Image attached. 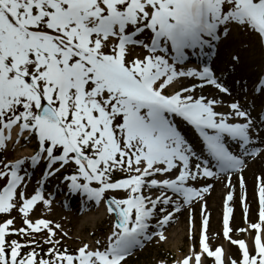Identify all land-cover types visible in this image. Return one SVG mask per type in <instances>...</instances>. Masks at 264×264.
<instances>
[{
  "label": "snow or ice",
  "instance_id": "6c2138e0",
  "mask_svg": "<svg viewBox=\"0 0 264 264\" xmlns=\"http://www.w3.org/2000/svg\"><path fill=\"white\" fill-rule=\"evenodd\" d=\"M233 27L264 39V0H0V150L18 127L37 139L31 165L47 162L44 180L74 163L75 173L64 178L71 192L97 204L108 191L127 193L107 198V211L115 217L107 243L95 249L85 244L72 254L58 247L60 225L29 218L37 202L51 201L42 186L30 198L18 194L26 161L0 162L6 184L0 190V213L17 207L19 195L27 226L10 228L13 219L0 223V264H124L150 238L153 218L160 228L170 222L173 212L166 206L179 212L204 199L211 185L197 188L190 181L224 175L230 184L229 174L242 173L246 157L261 155L254 138L259 130L239 102L223 113L215 108L219 100L196 94V85L165 91L193 78L201 88L213 85L230 95L210 66L190 67L186 61L190 54L212 49ZM133 46L147 54L128 59ZM176 117L199 133L201 151L178 129ZM116 171L125 175L113 179ZM240 180L243 186V176ZM153 189L159 193L155 198ZM258 195V222H247L245 206L248 227L236 229L255 230L252 249L245 239L231 237L233 208L225 205L223 236L241 251V259L231 264H264V179ZM226 200L231 202L233 194ZM204 211L201 251L193 248L177 264H203L204 254L214 258L213 264H225L224 248L210 246L206 206ZM45 229L48 259L36 251L40 242L33 235ZM13 233L29 239L7 240ZM158 235L166 239L163 231ZM25 247L30 250L22 254Z\"/></svg>",
  "mask_w": 264,
  "mask_h": 264
},
{
  "label": "rangeland",
  "instance_id": "374dc122",
  "mask_svg": "<svg viewBox=\"0 0 264 264\" xmlns=\"http://www.w3.org/2000/svg\"><path fill=\"white\" fill-rule=\"evenodd\" d=\"M256 34L253 31L245 30L240 27H233L230 31L228 36L226 37L225 45L221 51L220 59H223L227 65L232 69L243 67L247 62H249L250 70H254L256 72L255 80L259 74V60L261 55L260 46L258 45ZM227 57L228 60L224 57ZM139 57V55H138ZM238 57L239 59H235ZM137 58L133 56L131 53L128 56V59ZM140 58V57H139ZM225 66V64H223ZM228 71H225L228 77L238 84L239 88H241L242 83L238 81L235 77H233L232 72L230 69L225 67ZM186 79V78H185ZM188 85L191 86L192 84H197L196 80H192L191 78H187ZM171 87V86H170ZM169 87V88H170ZM168 89V88H167ZM167 89L165 90L167 92ZM254 126L259 131H264V126H261L259 123L254 122ZM14 150L17 152L19 148H25V146H31L36 148L38 151V142L36 137L32 138L30 142L27 144H14ZM27 149V148H26ZM7 158H13L14 153H11ZM3 152L0 150V162L2 159L3 163H7L5 159H7ZM26 165L25 168L31 167V160H25ZM58 165V164H57ZM59 167V165L57 166ZM1 168V167H0ZM76 171V166L74 163H70L69 165L64 166L60 169L59 174L56 172L53 175V181L56 191L60 192V188L67 187L69 188L70 182L65 180L64 178L68 175L74 174ZM27 172V171H26ZM21 174H24L23 172ZM39 174L41 173H34L31 176L26 175L25 180L29 185H31L30 190H26L24 186H21L17 190L19 192L23 191L25 197L30 198L32 195L36 193L39 189L41 184V178H39ZM125 174L116 171L113 174V179L122 178ZM5 181V180H4ZM2 182V180H1ZM93 186H97L95 182H93ZM62 192V191H61ZM31 193L32 195H29ZM158 193V191H151L152 196ZM83 194V193H82ZM127 193L123 190H116V191H108L105 194V197H115V198H124ZM17 207L13 208L10 213H0V223L5 222L7 219H13V225L10 228L13 229H20L26 228L27 226L24 223V218L22 213L19 211V207L22 204V199L19 195H17ZM54 202L51 201L50 205H45L42 202H37V204L33 207V209L29 213V218L35 222L38 219H46L52 221L51 227H54L56 224L60 225L59 229H55L57 235L55 239L60 241L58 247L61 251L67 249L69 253L75 254L80 247H83L85 244L89 245L91 248L95 249L98 247H102L107 243V238L111 235L113 230V216L112 214L103 213L99 211L95 214L94 211H90L91 215H94L95 218L94 222L90 219H87V214H80L79 212L71 211L63 209L59 206H53ZM99 204H105V200H102ZM206 207L209 205L208 202L203 203ZM199 207V205H198ZM198 209V208H197ZM222 210V209H221ZM245 211V207L243 208ZM259 217V213H257ZM245 216V214H244ZM220 217V216H219ZM253 223V221H249ZM157 221H153L151 224L156 227ZM186 223V222H185ZM174 224V223H173ZM179 221H177L174 225L178 226ZM167 224V227H156L157 229H151V233L149 232L150 238L143 242L142 246H139L137 250L129 254L125 258L124 264H177V261H182L185 257L189 255L193 248H195L196 252L200 251V238L202 232V223L197 222V227L193 230L191 229L184 234L183 237L175 239L171 233V228H175L174 225ZM222 228V224L220 225ZM246 226L244 225V228ZM248 227V223H247ZM188 228V227H187ZM163 231L164 236L166 239L161 240L158 233ZM65 233L67 235H65ZM254 237V232L252 233ZM34 238L40 242V247L36 248V251L43 256L45 259H48L47 251L51 247V245L44 243V240L47 239L48 233L45 229L40 233L33 234ZM240 238L245 237L244 232H239ZM9 236V235H8ZM7 236V237H8ZM10 236H14L13 240L20 241L24 243L27 239V236L17 235L15 233L10 234ZM6 237V238H7ZM253 237L249 238V246L252 249V241ZM217 241L215 243H219L221 246H224L227 250L228 260L225 261V264H231V261L235 259L239 261L241 259V251L238 249L237 252L231 251L232 244L228 239H226L223 234L220 237H216ZM97 241H100L101 244H97ZM33 247H35L33 245ZM30 248L25 247L21 250L22 254L28 252ZM203 264H213L214 258L207 257L206 254L202 256Z\"/></svg>",
  "mask_w": 264,
  "mask_h": 264
},
{
  "label": "bare ground",
  "instance_id": "6f19581e",
  "mask_svg": "<svg viewBox=\"0 0 264 264\" xmlns=\"http://www.w3.org/2000/svg\"><path fill=\"white\" fill-rule=\"evenodd\" d=\"M224 58L228 60L227 57ZM221 63L225 64L224 67L230 69L234 77L239 79L243 83L251 82L256 77V72L254 70H250L249 68V62H247L243 67H232V69L227 65L228 63H226L224 60ZM211 89V87H208L206 90H203V92H196V94L203 96L206 95L207 98H214L219 100L220 103L218 104V107H220L221 110L222 108L224 109L225 105L230 102L231 96L226 94H220L218 92H212ZM261 139H264V136H261L259 139H257L256 144V146L261 149V155H258L256 157H246L247 163L243 172L229 174L231 181L230 184L228 176L224 175H220L218 177L202 178L203 182L195 183V181H192V186L197 188H203L205 186L211 185L208 192L209 195H207L206 193V195H204L203 200L194 201L192 206L189 207V209H186V205L182 206L179 212H174L173 207L169 206L170 208L168 209V211L173 212L172 218L168 223L170 224L169 227L171 225H174V221H179L178 226L174 225V227H177H175L174 229H170L175 239L183 237L184 234H186V232L189 231L191 228L194 230L197 226V222L202 223V220L205 217V211L202 212V210L200 209L201 204H203L204 202L209 203V205L206 207V215L209 220V243L213 250L216 247L221 246L219 243H215L214 241H217L216 237H220V235L223 234V226L221 228L220 225L221 223H223L224 212L221 211V208L224 207L226 204L233 208L230 226L234 229V231L230 233V235L233 239H243L240 238L239 235H237L239 234V232L236 231V229L244 228V225L246 226V222L243 218L244 213L242 212V198L246 195L245 206H247L248 208V221H253V223L257 222V211L258 209H260L258 193L260 181L261 179H264V144L259 143V140ZM32 151L33 149L27 147L25 151H22L20 158L26 157V155L32 153ZM213 170L215 171V168ZM241 176H243V186L241 185ZM229 193L233 194V200L231 202H228L226 200V197ZM156 195L158 194H154L153 198H155ZM198 204H200L199 209H197ZM190 210H192V212H190ZM162 215L160 216L162 217ZM166 225L164 226L167 227ZM246 234L247 236L245 237L251 236V234L249 233ZM245 240L247 241V238ZM238 249V245L232 244L231 251L237 252ZM227 259L228 255L226 253V255H224V260L226 261Z\"/></svg>",
  "mask_w": 264,
  "mask_h": 264
}]
</instances>
